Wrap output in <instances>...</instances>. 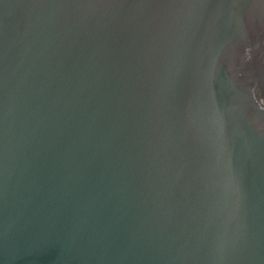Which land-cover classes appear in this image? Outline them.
Returning <instances> with one entry per match:
<instances>
[{
    "label": "water",
    "instance_id": "95a60500",
    "mask_svg": "<svg viewBox=\"0 0 264 264\" xmlns=\"http://www.w3.org/2000/svg\"><path fill=\"white\" fill-rule=\"evenodd\" d=\"M0 264H264V0H0Z\"/></svg>",
    "mask_w": 264,
    "mask_h": 264
}]
</instances>
